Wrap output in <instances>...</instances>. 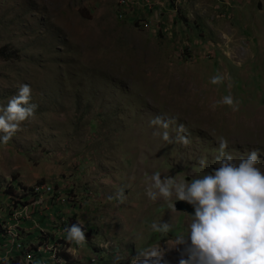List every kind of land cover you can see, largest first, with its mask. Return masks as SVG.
Wrapping results in <instances>:
<instances>
[{
    "label": "rangeland",
    "instance_id": "374dc122",
    "mask_svg": "<svg viewBox=\"0 0 264 264\" xmlns=\"http://www.w3.org/2000/svg\"><path fill=\"white\" fill-rule=\"evenodd\" d=\"M147 1L0 0V47L16 52L0 57V105L23 83L38 105L0 143V264H131L153 247L178 264L193 213L152 202L147 178L203 176L220 138L236 160L258 150L264 171V0ZM229 94L239 111L209 107ZM156 116L191 144L153 135ZM76 222L82 248L66 239Z\"/></svg>",
    "mask_w": 264,
    "mask_h": 264
},
{
    "label": "clouds",
    "instance_id": "9594fccd",
    "mask_svg": "<svg viewBox=\"0 0 264 264\" xmlns=\"http://www.w3.org/2000/svg\"><path fill=\"white\" fill-rule=\"evenodd\" d=\"M228 79L226 74L218 73L211 77L210 83L220 85ZM31 101L32 88L23 83L6 105H0V143L6 145L23 130V122L35 119L38 105ZM224 105L239 111L240 103L231 94L209 107L215 110ZM150 125L163 129L153 135L167 144L179 143L184 147L191 144L189 130L183 123H177L175 117L156 116ZM170 127L175 137L170 134ZM218 145L215 167L203 176L178 181L172 176L162 177L157 171L146 180V195L152 202L166 201L172 213L177 211L173 196L175 201L186 202L194 209L187 235L176 240L178 264H264V171L259 167L258 150L236 160L226 151L227 139L220 138ZM199 164L204 168L207 161L201 158ZM118 195L123 203L126 200L123 189ZM151 229L167 234L171 225L153 222ZM65 231L69 243L84 247L87 238L81 223L71 224ZM131 264H170V261L165 259L164 252L153 247L138 251Z\"/></svg>",
    "mask_w": 264,
    "mask_h": 264
},
{
    "label": "water",
    "instance_id": "95a60500",
    "mask_svg": "<svg viewBox=\"0 0 264 264\" xmlns=\"http://www.w3.org/2000/svg\"><path fill=\"white\" fill-rule=\"evenodd\" d=\"M176 209L178 211H184V212H194V209L192 208L191 205H189L186 202L183 201H174Z\"/></svg>",
    "mask_w": 264,
    "mask_h": 264
},
{
    "label": "trees",
    "instance_id": "16d2710c",
    "mask_svg": "<svg viewBox=\"0 0 264 264\" xmlns=\"http://www.w3.org/2000/svg\"><path fill=\"white\" fill-rule=\"evenodd\" d=\"M15 54L16 52L13 49H8L5 46L0 47V57L2 58H9L11 56H14Z\"/></svg>",
    "mask_w": 264,
    "mask_h": 264
},
{
    "label": "built area",
    "instance_id": "2783aa9c",
    "mask_svg": "<svg viewBox=\"0 0 264 264\" xmlns=\"http://www.w3.org/2000/svg\"><path fill=\"white\" fill-rule=\"evenodd\" d=\"M127 1H134V0H119V3L120 4H126L127 3ZM155 0H153V1H151V2H154ZM148 1L147 0H144V6H145V8H148L149 6H150V3H147ZM141 18H145V17H141ZM141 21H143L142 23V25H149V22H150V20L148 19V18H145V19H143V20H141ZM139 23H140V21H139ZM151 24V23H150ZM37 189H39V188H37Z\"/></svg>",
    "mask_w": 264,
    "mask_h": 264
}]
</instances>
